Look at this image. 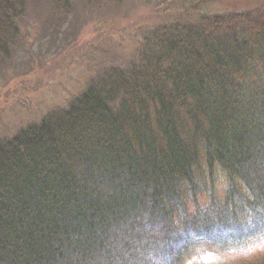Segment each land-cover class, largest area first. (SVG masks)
Listing matches in <instances>:
<instances>
[{"label": "trees", "instance_id": "16d2710c", "mask_svg": "<svg viewBox=\"0 0 264 264\" xmlns=\"http://www.w3.org/2000/svg\"><path fill=\"white\" fill-rule=\"evenodd\" d=\"M90 21L116 55L0 142V264H264V0H0V66Z\"/></svg>", "mask_w": 264, "mask_h": 264}, {"label": "rangeland", "instance_id": "374dc122", "mask_svg": "<svg viewBox=\"0 0 264 264\" xmlns=\"http://www.w3.org/2000/svg\"><path fill=\"white\" fill-rule=\"evenodd\" d=\"M174 5L177 9L181 8L178 3ZM165 11L166 8L163 9V12ZM92 23L93 21L85 23L86 25L83 32H81L77 38L71 37L68 39L69 33L61 31L62 39L57 42V48L49 47V36L46 35V37H41L38 43H34L36 46L31 45L33 50L31 54L29 52L26 54L19 52L16 54L11 64L0 66V142H3L4 139H8L9 136L18 131V128L28 125L29 123L38 122L29 115H41L43 112H46L55 100H59L62 97L66 86L69 91V96L74 97V94L77 92V86L79 85L76 83L82 75V71L90 69L91 76L98 74L94 71L96 67L93 66L97 63H101V60H107L106 55L109 54V49L114 46L113 41H111L110 38H106L108 37V32L97 35L93 28L90 29L89 26L92 25ZM38 30H40V28ZM137 32V30L132 29L130 34L127 33L126 41L124 42L128 45H133L132 41ZM64 34L67 35L68 40L63 39ZM121 34L126 33L125 31L117 32V36ZM57 51L62 53L60 55V64L65 68L61 69L65 84L63 88H59V90L49 88L46 92L50 93L47 95H44L46 92L37 94V88L34 86V84L37 85V82L32 84L34 81L32 76L36 74L35 72L37 69L44 68V66H46L45 63H47V61L50 62V59L54 57ZM116 52L117 51L111 52L108 55V60H111V58L116 55ZM33 58L34 61L39 62L37 64L41 65L40 67L34 64ZM69 64L71 65L67 67ZM49 65L51 68L54 67L53 64L49 63ZM8 71H10L9 76H7ZM13 74H17L16 77H10ZM18 104L19 106L21 104V108L27 110L19 113V109L16 108ZM26 114L29 115L26 116ZM220 175L221 179L218 184L221 191L222 187L224 189L227 188L225 185L227 178L225 174L220 173ZM195 251V254L187 261V264H229L228 260L225 258L212 255L206 248L204 249L201 246H198ZM249 262H253L249 256L241 257L237 264H247Z\"/></svg>", "mask_w": 264, "mask_h": 264}]
</instances>
